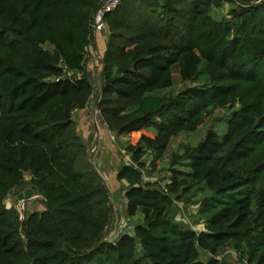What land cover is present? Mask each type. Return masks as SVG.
I'll list each match as a JSON object with an SVG mask.
<instances>
[{
	"label": "trees",
	"instance_id": "obj_1",
	"mask_svg": "<svg viewBox=\"0 0 264 264\" xmlns=\"http://www.w3.org/2000/svg\"><path fill=\"white\" fill-rule=\"evenodd\" d=\"M101 2L0 0V264H233L227 247L264 264V0H122L106 15L97 91L87 62ZM95 96L110 132L141 133L115 174L135 225L112 240L111 194L74 118ZM217 111L169 181L146 180L149 149L157 159ZM27 187L45 208L21 220L7 199ZM178 202L199 204L203 230L176 219Z\"/></svg>",
	"mask_w": 264,
	"mask_h": 264
},
{
	"label": "rangeland",
	"instance_id": "obj_2",
	"mask_svg": "<svg viewBox=\"0 0 264 264\" xmlns=\"http://www.w3.org/2000/svg\"><path fill=\"white\" fill-rule=\"evenodd\" d=\"M228 9V4L225 3V12ZM101 37L102 45L106 48L107 35ZM100 37V36H98ZM48 49H52L49 43L44 45ZM90 47V46H89ZM104 48V49H105ZM89 55H92V51L89 48ZM99 56L103 57V52L95 54V62L93 63L97 68H102L100 64ZM175 87L173 90H179L184 87L186 82L180 80L178 69H174ZM94 82L96 84L97 91L100 90V77H95ZM189 83V82H187ZM100 86V87H99ZM221 115V111H217L215 115L208 120L205 124L201 125L194 132H181L176 136H172L168 142L167 148L162 156L154 159V150L149 149L144 157L145 162L149 168L146 172V180L155 181L161 180L163 183L169 181L171 173L169 172L170 164L174 154L182 153L186 144H197L203 140L208 130L213 127V121L218 119ZM74 118L78 124L80 132L88 145L89 156L91 162L96 166L98 171L106 181L112 203V219L106 230V238L112 240L117 238L125 231L133 232L135 225V219H129L125 212V198L123 193V185L115 181L116 169L122 163L131 162V153L127 150L129 144H136L141 136L140 132L133 134H121L117 132H110L107 129L105 122L102 120L99 110L97 108V96L93 97L88 106L83 110H77L74 113ZM144 133L148 136L155 137L156 131L153 128L145 129ZM101 136V138H99ZM30 173L26 172L25 177L28 179ZM28 188V187H27ZM26 189V188H25ZM16 189L11 192L7 199V206H15L20 211L21 216L34 210H42L45 208L43 197H39V194H35L34 198L27 199L24 205L18 199V194L23 191ZM180 211L176 215V219L185 225H190L196 230H203L204 223L201 221L198 224L194 223V217L198 213L199 204L185 205L183 202H178ZM223 255L226 256L233 264H241L238 260L236 252L227 247L223 250ZM209 256L208 253L202 252V259L206 260Z\"/></svg>",
	"mask_w": 264,
	"mask_h": 264
},
{
	"label": "built area",
	"instance_id": "obj_3",
	"mask_svg": "<svg viewBox=\"0 0 264 264\" xmlns=\"http://www.w3.org/2000/svg\"><path fill=\"white\" fill-rule=\"evenodd\" d=\"M121 3L122 0H102L94 13L91 23L92 39H96L98 36L102 38L105 37V34L107 33L106 15L116 10ZM102 58L103 57L99 56L101 64Z\"/></svg>",
	"mask_w": 264,
	"mask_h": 264
},
{
	"label": "crops",
	"instance_id": "obj_4",
	"mask_svg": "<svg viewBox=\"0 0 264 264\" xmlns=\"http://www.w3.org/2000/svg\"><path fill=\"white\" fill-rule=\"evenodd\" d=\"M101 39H102L101 37H97L96 39H94V38L92 39V43H91L90 47H88V52H89V48H90V51H92V55H89V53H88V62H87V69L89 71L90 76L93 77V80L95 77H100V81H101L102 68L101 69L97 68V66H95L93 63L95 62V60H94L95 54L97 55L98 53H102V52L104 53L105 46L102 45ZM99 85L101 86V83ZM95 88H96V84H95ZM99 138H101V136Z\"/></svg>",
	"mask_w": 264,
	"mask_h": 264
},
{
	"label": "water",
	"instance_id": "obj_5",
	"mask_svg": "<svg viewBox=\"0 0 264 264\" xmlns=\"http://www.w3.org/2000/svg\"><path fill=\"white\" fill-rule=\"evenodd\" d=\"M34 197H35L34 190L32 188H30V187L24 189L23 191H21L18 194V199L21 202V204H23V205H24V202L27 199H31V198H34ZM39 197H40V195H39ZM23 219H24V215L21 216V220H23Z\"/></svg>",
	"mask_w": 264,
	"mask_h": 264
}]
</instances>
